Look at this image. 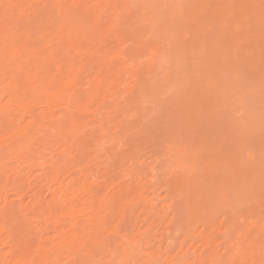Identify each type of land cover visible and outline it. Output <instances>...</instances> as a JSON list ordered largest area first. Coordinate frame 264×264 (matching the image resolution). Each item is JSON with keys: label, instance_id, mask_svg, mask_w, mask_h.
Segmentation results:
<instances>
[{"label": "rangeland", "instance_id": "1", "mask_svg": "<svg viewBox=\"0 0 264 264\" xmlns=\"http://www.w3.org/2000/svg\"><path fill=\"white\" fill-rule=\"evenodd\" d=\"M121 1H128L131 14L122 28L124 34L117 33L119 40L112 37L108 41L112 39V56L126 48L133 56L136 54L135 58L144 59L140 56L146 48L156 46L171 66L166 70L158 66L148 76V83L137 94L133 106L125 107L133 109V120L125 114L118 117L120 121L127 120L121 122L122 127H127L123 129L128 130L119 139L123 142L108 144L106 152L98 153L93 151L94 132L69 136L71 145H67L72 149L69 147L68 156L72 162L65 167V180L75 179L93 189L91 193L95 194L80 197L92 200L87 204L95 208L100 199L109 202L126 187L137 186L148 199L159 200L158 213L147 211L142 205L133 206L122 197L115 198V205L109 207L107 203L100 212L95 211L100 218L109 214L103 230L108 229L100 237L103 241L109 238L107 242L112 247L125 249L135 241L143 245L144 253L160 248L164 252L161 264L183 254L180 264H259L264 259V186L260 183L264 172V35L259 8L250 12L245 7L258 5L259 0ZM3 2L0 0V6ZM6 2L15 4V0ZM90 24L84 23L91 29ZM51 27L45 28L51 31L48 38H53V48H63L66 43L85 48L80 54L74 51L79 55L74 62L86 69L92 58L87 51L94 42L74 40L64 31L60 36L58 27ZM93 66L97 68L96 64ZM237 69L242 70L239 82L235 80ZM99 74L98 69L85 72L74 89L90 93L100 80ZM95 103L99 104L98 100L92 102L94 107L91 103L87 107L94 109L98 106ZM50 154L57 157L58 152ZM135 162L144 163L142 169L146 173L141 169L142 174L129 176ZM153 166L159 175L154 194L148 186ZM33 178L34 175L28 177L24 186H37L34 191H38V197L48 200L46 187ZM252 180L254 184L243 200L231 198L234 189ZM180 189L184 190L182 199L177 198ZM6 194L8 201L17 202L11 189ZM111 194L112 199L107 200ZM29 196L28 192L21 194L22 205H26ZM32 216L28 213L25 217L32 220ZM9 234L12 236L14 231ZM56 235L49 230L46 237ZM106 248L104 245L95 253L96 259L103 261L101 264H110L106 262ZM1 249L4 253L8 247L0 246ZM130 264L141 263L130 260Z\"/></svg>", "mask_w": 264, "mask_h": 264}, {"label": "bare ground", "instance_id": "2", "mask_svg": "<svg viewBox=\"0 0 264 264\" xmlns=\"http://www.w3.org/2000/svg\"><path fill=\"white\" fill-rule=\"evenodd\" d=\"M127 2L15 0V4L11 5L4 0L0 6V246L8 247L4 253L3 249L0 250V264H101L103 261L96 259L95 253L104 245L108 252L106 262L110 264H130V260L141 264H161L164 252L160 248L144 253L143 245L135 241L129 242L125 249L119 245L112 247L107 242L109 238L103 241L100 236L108 229L105 227L103 230L109 214L105 212L107 215L104 214L103 218L95 215L107 203L108 206L115 205V198L122 197L132 202L133 206L142 205L145 210L152 212L156 211L159 200L155 202V198L148 199L141 189L134 186L121 188L122 191L115 192L114 199L111 192L110 198L106 197L112 200L108 202L106 198L100 199L97 205L94 203L95 208L87 204L93 202L90 198V201L83 200L93 189L90 190L75 179L65 180L68 171L65 167L72 162L68 156L69 147L72 149V146L67 145L71 141L68 140L69 136L94 132L93 151L98 153L105 151L108 144L123 142L119 139L128 131L124 130L127 127H122L123 121L126 123L127 120L120 121L118 117L125 114L133 120L134 111L125 107L133 106L137 94L148 83V76L158 66H164L165 69L171 64L165 61L161 48L156 46L146 48L140 56L144 59L135 58L136 54L133 56L126 48L117 50V54L112 56V39L108 41L112 37L118 39L117 33L125 29L124 25L131 14ZM241 13L245 14L244 11ZM88 21L92 24L91 29L84 25ZM70 22L72 24L67 26ZM76 22L78 24L74 25ZM20 24L21 28L16 26ZM51 26L58 27L60 36L64 31L74 40L82 39L84 42L88 39L94 42L87 51L92 58L85 65L86 69L84 65L79 64L78 67L75 63L79 57L76 54L85 51V48L82 50L81 44V47H73L76 44L70 46L67 43L70 47L60 43L65 47L53 48V38H48L51 31L45 28H53ZM67 27L68 32L65 31ZM76 50L78 53L74 52ZM91 69H98L99 82L95 83L90 93L75 90L80 77ZM153 88H156L155 85ZM95 100L99 102L95 103L98 105L96 108L87 107ZM53 151L58 152L57 157L50 154ZM12 163L15 165L10 166ZM143 164L135 162L126 172L129 176H136V173L140 175ZM151 168L153 175L148 186L154 194L159 175L156 167ZM32 174L33 181L46 187L50 196L48 200L38 197V191H34L37 186L33 189L29 185L24 186ZM12 179L21 184H16L15 180L11 182ZM7 189H11L18 197V207L15 206L17 202L8 201ZM24 192L30 195L26 205H22L21 194ZM96 196L89 197L94 199ZM21 210L26 214H34L32 220L26 218ZM61 220L65 222L60 223ZM10 230L14 231L12 236ZM49 230L57 233L56 237H46ZM178 257L165 264H180L185 254Z\"/></svg>", "mask_w": 264, "mask_h": 264}, {"label": "snow or ice", "instance_id": "3", "mask_svg": "<svg viewBox=\"0 0 264 264\" xmlns=\"http://www.w3.org/2000/svg\"><path fill=\"white\" fill-rule=\"evenodd\" d=\"M6 8L11 7V6H5ZM247 9H249L250 12H254L256 8H259L260 11V21H261V31H262V35H264V0H259V4L258 5H246L245 6ZM242 70L237 69L236 73H235V80L237 82L242 80ZM241 99V103H243L242 98ZM241 163H243V161H241ZM260 183L262 186H264V172L261 173L260 176ZM254 184V180L249 181L248 184L243 185L241 187H238L236 189H234L231 193L230 196L231 198L235 199V200H243L248 193L250 192L252 186ZM184 195V190L180 189L177 192V198L178 199H182ZM259 264H264V259H261V261L259 262Z\"/></svg>", "mask_w": 264, "mask_h": 264}]
</instances>
